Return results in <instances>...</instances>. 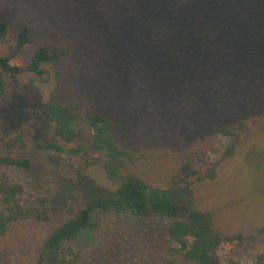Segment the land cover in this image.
Listing matches in <instances>:
<instances>
[{
  "label": "rangeland",
  "instance_id": "374dc122",
  "mask_svg": "<svg viewBox=\"0 0 264 264\" xmlns=\"http://www.w3.org/2000/svg\"><path fill=\"white\" fill-rule=\"evenodd\" d=\"M246 1L231 3L240 11ZM227 4V0H0V19L7 25L0 56H11L10 65L27 64L40 47L62 45L68 50L56 64L43 66V82L29 74L15 83L6 79L0 138L19 135L25 148L1 147L0 154L27 159L29 172L0 166V173L22 186L16 200L23 210L35 209V198L46 200V210L42 221L9 224L0 235V264H35L42 242L55 227L89 199L112 196L117 186L105 179L100 159L86 148L79 157L30 150L28 143L52 137L51 125L33 113L51 93L56 96V73L57 103L80 102L88 113L107 120L117 142L134 150H194L196 166L198 158L216 160L229 143L215 133L217 128L232 125L244 114L264 119V28L238 36L256 19L240 18L244 27L238 25L242 29L234 32ZM24 26L30 42L13 55L16 35ZM207 30L218 42L207 36ZM155 36L161 37L158 45L153 44ZM255 46L260 50L251 51ZM257 87L262 98L252 107L256 101L250 89ZM250 123L244 121L245 131L232 156L218 162L212 180L194 183L177 195L184 206L209 216L214 233L243 237L240 244L225 243L213 252L220 264H254L255 256L264 254V237L257 234L264 226V121ZM58 143L65 148L76 145ZM146 170L147 183L162 187L159 171ZM92 222L95 229L63 245L73 264H169L170 257L160 250L166 244L167 219L103 213L94 214ZM48 259L46 264L54 263L53 256Z\"/></svg>",
  "mask_w": 264,
  "mask_h": 264
},
{
  "label": "trees",
  "instance_id": "16d2710c",
  "mask_svg": "<svg viewBox=\"0 0 264 264\" xmlns=\"http://www.w3.org/2000/svg\"><path fill=\"white\" fill-rule=\"evenodd\" d=\"M227 2L226 13L229 17L234 16L231 23L234 32H237L234 29L244 27L242 21L246 15L256 19L254 24L246 26L248 30L240 31L238 36L250 33L253 28H264V2L247 0L240 11L237 6L232 5L231 0ZM136 17L137 15H132L131 19L138 21L134 19ZM240 18L242 21L239 20ZM238 25L243 26L240 28ZM207 31V36L215 38L218 42L212 31ZM6 32L7 25L0 19V42L3 41ZM196 32V37H199L200 30ZM193 37L194 33L191 32V38ZM16 40L17 47L13 55H16L23 46L30 42L26 26L18 32ZM160 42L161 37H153V44L158 45ZM221 43L223 47H226L225 42ZM255 50H260V48L258 46L251 48V51ZM67 54L68 50L62 45L40 47L34 51L30 61L23 66L10 65L11 56H0V100L6 94V79L15 83L17 77L29 74L43 82L46 74L43 66L54 65ZM141 73L145 72L141 71ZM128 77L131 81L130 72L127 74V80ZM225 81L229 80L225 79ZM238 84L236 83V86ZM54 85L56 96L51 93L49 100L41 105L40 110L33 113V115H41L51 125L52 137L49 140L28 143L30 150L79 157L85 155L84 149L86 148L100 159L105 179L116 182L117 186L112 196L89 199L73 217L55 227L42 242L35 264H46L51 256L54 257L51 260L54 261L53 264H73L69 259V249L64 248L63 245L80 233L95 229L92 217L94 214L103 213L167 219L166 244L160 250L170 257V259L167 258L169 264H220L213 252L222 244L242 242L241 235L222 237L214 233L210 226L209 216L184 206L181 197L177 195L194 183L212 180L218 162L232 156L239 135L245 131L244 121H250L252 126L260 125L264 121L262 115L231 116V119L236 117L232 125L220 126L215 131L216 134L228 139L229 143L223 148L221 154L216 155V160L206 157V160L202 161L198 158L196 161L199 166H196L193 160L194 150L183 148L171 153L164 151L152 153L145 150H134L117 142L112 135L111 126L101 115L88 113L78 101L66 103L55 101L60 94V80L57 73ZM254 87L256 86H253V89ZM250 94L256 101L252 105L254 107L262 98V90L259 87L256 90L250 89ZM58 141L76 142V145L72 148H65ZM6 146L24 149L25 143L19 135L8 140L0 138V148ZM0 166L29 172V162L24 158L0 154ZM146 168V171L151 169L159 171L158 182L162 187H152L147 183L144 177ZM21 192L20 184L10 182L4 173H0V207L2 209L0 235L8 231L9 224L12 222L24 219L36 221L45 219L46 200L35 198V209L23 210L16 200ZM257 234L264 237V226L257 230ZM172 244L175 247H172ZM254 264H264V254L255 256Z\"/></svg>",
  "mask_w": 264,
  "mask_h": 264
}]
</instances>
